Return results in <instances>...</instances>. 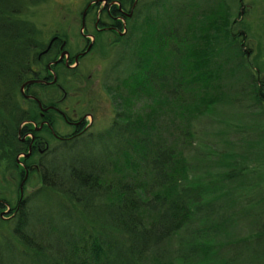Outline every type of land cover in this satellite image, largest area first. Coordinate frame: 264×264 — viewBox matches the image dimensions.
I'll return each instance as SVG.
<instances>
[{
	"label": "trees",
	"instance_id": "trees-1",
	"mask_svg": "<svg viewBox=\"0 0 264 264\" xmlns=\"http://www.w3.org/2000/svg\"><path fill=\"white\" fill-rule=\"evenodd\" d=\"M41 1L0 0V151L5 159L0 180L13 188L16 198L0 196L11 209L7 218L0 217L6 224L0 229V264H146L167 238L180 232L178 252L182 242L194 252L214 246L211 237L232 225L235 200L249 202L243 197L245 190L235 187L248 165H242L234 151H224L215 153L218 167L212 169L213 149L200 141L192 122L217 103L242 108L245 114L240 118L264 111V80L245 58L242 38L226 28L227 17H215L221 5L204 3L210 0H137L124 35L102 40L96 36L86 56L107 54L132 64V71L120 70L111 80L120 110L114 111V119L105 128L90 129L39 164L25 179L19 200L20 168L13 159L22 145L16 137L23 118L19 85L39 75L54 53L52 48L39 55L46 43L22 18L28 7ZM138 24L145 29L144 36L129 45ZM221 49L225 56L219 54ZM232 57L237 61L228 69L226 61ZM227 69L240 71L245 81L237 97L230 98L224 91ZM68 71L71 78L76 76ZM100 80L93 89L96 92L86 91L90 85L82 91L93 119L97 100L98 107L106 100V80ZM145 91L158 96L150 98L144 113L136 103L147 101L141 94ZM93 99L96 105L91 112ZM159 107L167 108L169 115H152ZM258 131L264 132V123ZM258 131L254 144L242 139L246 153L264 141ZM69 161H77V170L70 168L65 176ZM5 175L10 178L5 180ZM35 183L26 192V186ZM250 184L249 188H255V181ZM223 197L224 212L219 204ZM255 202L264 203V198ZM262 236L264 232H256L253 238ZM182 251L179 258L187 256L188 249ZM207 253L212 254L210 247Z\"/></svg>",
	"mask_w": 264,
	"mask_h": 264
},
{
	"label": "rangeland",
	"instance_id": "rangeland-1",
	"mask_svg": "<svg viewBox=\"0 0 264 264\" xmlns=\"http://www.w3.org/2000/svg\"><path fill=\"white\" fill-rule=\"evenodd\" d=\"M86 1L43 0L36 5L28 7L22 18L33 25L39 40L45 41V43L48 41L46 46L52 39L51 36L56 35L67 40L68 47L74 52L76 50L75 47L79 45L78 40L80 35L78 34L83 31L80 28L79 22L83 17H80L79 11ZM204 3L208 6L221 5L218 12L219 16L215 15V17L217 19H221L224 15L227 17L229 26L226 28L236 31V38L239 40L242 38L241 47L242 50L246 51L245 58L248 59V63L251 65L252 70L256 72V75L264 80V0H222L221 3L217 2V0H210L204 1ZM143 21L144 19L142 23ZM195 22L197 25V20ZM83 29L85 28L83 27ZM143 32H145V29L143 27L140 28L138 24L128 40V44L132 45L131 41L133 39L143 37ZM198 34L202 35L203 32L198 31ZM219 54L225 56L226 53L221 49L219 50ZM85 59V63H83L86 65L84 70L86 73L90 72L91 74L90 83L100 79L106 80L104 86L106 100L103 102V107L97 106L98 100L97 105L95 103L96 100L95 102L94 99L93 101H89L91 112L96 105L92 121L94 124L91 128V131H93L105 128L114 119V111L120 110V103L118 106L117 98H115L113 91L110 89L111 80L120 73V70H123V72L127 70L132 71V64L131 61L130 63L123 64V62H119L121 60L116 61L115 58L107 54H92V56H87ZM236 61L233 57L226 61L228 69ZM116 62L119 63L115 65ZM228 69L223 75L222 83L225 93L230 98H233L240 95L239 89L245 81L241 77L240 71L235 69L232 73H229ZM93 89L96 88L91 86V89L86 91L96 92ZM141 94L147 96V101L142 99L136 103V106L141 108L142 112L145 113L148 111L147 105L150 104V98L158 96V94L154 91H145ZM90 97H93V95H90ZM69 104L72 106L74 100L70 99ZM84 104V110L89 111L85 101ZM22 106L26 107L25 105ZM166 109L165 107H159L153 109L151 113L154 116H168L169 113ZM259 111L262 113H258L256 116L249 115V117L244 116L240 118L239 115L245 114L242 108L231 103H217L214 106L212 105L210 109L208 108V114L203 115V117L200 116L192 122L194 125L193 129L196 131L200 141L207 144L206 146L210 145L213 149L210 153L212 159L209 160V164L213 166L211 167L212 169L218 167V155H215V153L224 151H234L240 160L243 161L242 165H248L246 173L242 176L244 178L240 180L241 184L235 187L245 190L243 197L249 200V202L244 205L243 202L240 203L237 199L235 200L236 203L233 205L231 218L232 225L225 226V232L222 231L215 237H211L214 240V246H209L212 254H206L209 247L205 248L203 252H201L202 248L194 252L190 250L189 243L182 242L180 250L185 252V249H188V252L185 258H179V254L182 256L181 251L178 252L177 248V237L182 233L180 232L167 238L160 245V248L148 257L146 264H221V259L223 258L225 264H264V237L262 236L260 239L253 238L256 232H264V203L259 204L255 202L258 197L264 198V141L246 153V148H243L245 144L242 140L246 139L250 144L255 143L256 131L260 130L261 125L264 123V111L261 109ZM227 122L229 125L225 126ZM254 123L257 124L252 128ZM172 130L170 129L171 132ZM258 134L264 135V132L258 131ZM244 154L246 155L243 156ZM190 157H194L193 150L190 153ZM16 162H19L17 157ZM4 163L3 151H0V172ZM60 164L64 166L66 162H60ZM70 168L77 170V161L70 162V167L65 169V176L70 172ZM256 174L260 175V178L256 179ZM6 178H10V176L5 175V180H7ZM254 181L256 183L255 188H249L247 184L251 185L250 183H253L254 185ZM36 185L38 184L27 185L26 192ZM0 188V192H3L0 193V196L1 194H5L6 198L11 201L14 200L15 193H13L12 187H7L0 180ZM223 200L224 197L219 203L222 206V210L224 208ZM226 201L228 200L226 199ZM47 208V210L52 209L51 206H47ZM230 209L232 210L231 206ZM228 214V210H225V215ZM5 227L6 224L0 221V229H4ZM206 241L204 240V242ZM234 241H237V245L235 246L231 245ZM150 258H152L151 261Z\"/></svg>",
	"mask_w": 264,
	"mask_h": 264
},
{
	"label": "flooded vegetation",
	"instance_id": "flooded-vegetation-1",
	"mask_svg": "<svg viewBox=\"0 0 264 264\" xmlns=\"http://www.w3.org/2000/svg\"><path fill=\"white\" fill-rule=\"evenodd\" d=\"M136 2L137 0L84 2L79 11L83 19L79 22L80 27L83 22L85 29L82 28L83 31L80 30L82 32L78 34L80 37L76 50L72 52L67 40L52 35L53 40L46 46V51L41 53L45 54L52 48L54 51L52 56L47 57L44 69L39 75L31 76L20 83L23 118L17 125L16 137L22 145L14 155V162L20 168L17 177L21 180L17 185V193L21 186L23 195L25 179L28 174L38 169L39 164L46 162L50 156L57 155L67 143L76 141L90 131L93 117L89 111L84 110L82 91L89 85L97 86L99 80L89 84L90 72L83 78L86 66L83 64L84 59L97 41L96 36L102 40L103 37L125 34L126 19L131 16ZM67 71L76 76L71 78ZM29 80L36 81L24 84L20 91L21 85ZM70 99L74 100L72 106L69 104ZM16 157L19 159L18 163ZM4 210L8 212L2 214V217L7 218L11 211L10 206L0 198V212Z\"/></svg>",
	"mask_w": 264,
	"mask_h": 264
},
{
	"label": "water",
	"instance_id": "water-1",
	"mask_svg": "<svg viewBox=\"0 0 264 264\" xmlns=\"http://www.w3.org/2000/svg\"><path fill=\"white\" fill-rule=\"evenodd\" d=\"M80 28H81V29L83 28V22L81 23V27H80ZM52 40H53V38L49 41V44L51 43ZM49 44H48V45H49ZM48 45H47V47H48ZM47 47H46L45 49H43L40 53L45 52L46 49H47ZM32 81H36V80L25 81V82L21 85V87H20V91H22V87H23L24 84H28V83H30V82H32ZM21 196H22V191H21V186H20V187H19V200L21 199ZM7 212H8L7 210H4V211L0 212V217H2V214H6ZM2 218H4V217H2Z\"/></svg>",
	"mask_w": 264,
	"mask_h": 264
}]
</instances>
